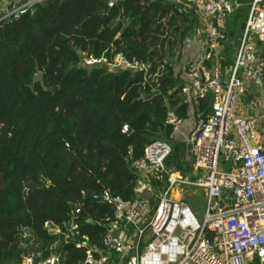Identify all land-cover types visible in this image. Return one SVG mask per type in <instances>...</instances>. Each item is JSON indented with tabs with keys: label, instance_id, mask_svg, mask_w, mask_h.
<instances>
[{
	"label": "trees",
	"instance_id": "obj_1",
	"mask_svg": "<svg viewBox=\"0 0 264 264\" xmlns=\"http://www.w3.org/2000/svg\"><path fill=\"white\" fill-rule=\"evenodd\" d=\"M111 1L44 0L0 27V264H23L26 255L43 264L55 253L83 264L85 251L65 241L74 216L80 233L102 246L113 209L93 195L135 198L134 161L154 140L170 139L169 109L187 116L171 58L198 16L167 0ZM233 1L240 7L228 20L229 38H238L253 0ZM119 52L150 70L80 66L84 54ZM172 144L167 166L186 175L188 146Z\"/></svg>",
	"mask_w": 264,
	"mask_h": 264
},
{
	"label": "built area",
	"instance_id": "obj_2",
	"mask_svg": "<svg viewBox=\"0 0 264 264\" xmlns=\"http://www.w3.org/2000/svg\"><path fill=\"white\" fill-rule=\"evenodd\" d=\"M43 1L2 0L0 27L36 10ZM167 1L181 6V12L193 9L207 23L204 48L186 66L181 88L196 100L211 101V112L200 117L186 137L193 177L167 166L172 141L179 138L183 126L182 117L169 109L165 123L172 129L170 139L154 140L133 163L138 175L136 197L126 200L110 190L93 195L113 209L102 246L80 233L78 215L65 241L85 251L83 264H255L256 260L264 264V104L255 116L240 110L249 89L264 91V55L259 48L264 42V0L252 1L235 59L225 66L228 20L240 7L238 1ZM80 66L109 72L147 73L151 68L122 52L111 58L84 54ZM155 183L165 186L154 204L145 193L153 191ZM179 183L205 192L203 221L184 198L170 196ZM50 230L61 233L58 227ZM23 264H36L34 255H26ZM43 264H64V256L55 253Z\"/></svg>",
	"mask_w": 264,
	"mask_h": 264
},
{
	"label": "crops",
	"instance_id": "obj_3",
	"mask_svg": "<svg viewBox=\"0 0 264 264\" xmlns=\"http://www.w3.org/2000/svg\"><path fill=\"white\" fill-rule=\"evenodd\" d=\"M230 19V18H229ZM206 24L202 19L197 17L196 26L187 35L182 53L178 58H171V65L174 66L175 76L179 78V84L183 85L186 77V66L194 59L198 58L204 48L206 40ZM238 40H231L225 44L223 50L224 63L230 62L235 59L237 47L239 45ZM259 42V48L262 52L261 44ZM187 103V116L183 118V126L179 135L180 141L186 142V137L195 129L200 117L208 115L211 112V101L209 102V108L201 109L200 100L194 99L192 96L182 93ZM264 104V91H259L255 87L249 89L245 96L242 97L240 103V110L246 116H255L261 113L262 105ZM187 144V142H186ZM188 146V145H187ZM188 152V150H187ZM193 162V161H192Z\"/></svg>",
	"mask_w": 264,
	"mask_h": 264
},
{
	"label": "rangeland",
	"instance_id": "obj_4",
	"mask_svg": "<svg viewBox=\"0 0 264 264\" xmlns=\"http://www.w3.org/2000/svg\"><path fill=\"white\" fill-rule=\"evenodd\" d=\"M238 38L237 37L230 38V42H232L231 40L233 39L236 41L238 40ZM175 57L176 56L172 58L175 59ZM177 140H180V139L178 138ZM192 172L193 171L189 172L186 175L183 174L182 172L180 173L186 178H188L187 176L192 175L191 174ZM164 186L165 185L163 184L158 185V186L154 185V190L151 192L145 193V196L150 198L154 204L157 203L158 199H156L155 197L156 195L162 192ZM170 196L173 198H178V197L184 198L193 208L197 218L200 221H203L205 214H206V207H207V199L205 197V192L203 191V189L179 183L173 187L170 193Z\"/></svg>",
	"mask_w": 264,
	"mask_h": 264
},
{
	"label": "water",
	"instance_id": "obj_5",
	"mask_svg": "<svg viewBox=\"0 0 264 264\" xmlns=\"http://www.w3.org/2000/svg\"><path fill=\"white\" fill-rule=\"evenodd\" d=\"M114 1H116V0H114ZM33 12H35V10H33ZM58 88H56V90H57ZM126 131H128L129 133L132 131V128L130 127V126H127L126 127ZM78 213H79V215L81 216V217H83V218H86L87 217V214H86V212H85V210L84 209H82V208H79L78 209Z\"/></svg>",
	"mask_w": 264,
	"mask_h": 264
}]
</instances>
